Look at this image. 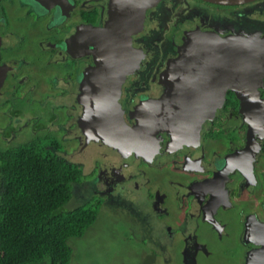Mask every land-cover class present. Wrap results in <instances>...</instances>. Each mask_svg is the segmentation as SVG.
<instances>
[{
	"label": "flooded vegetation",
	"instance_id": "af4514ba",
	"mask_svg": "<svg viewBox=\"0 0 264 264\" xmlns=\"http://www.w3.org/2000/svg\"><path fill=\"white\" fill-rule=\"evenodd\" d=\"M195 29L264 38V0H0V149L32 143L26 130L58 155L84 142L117 150L106 141L127 140L117 134L138 123L140 103L178 56L175 35ZM243 77L220 82L222 104L198 129L160 127L127 167L96 162L77 182L90 181L100 205L143 189V217L160 233L176 224L180 264H205L198 259L222 248L218 264H264V77ZM245 93L253 98L243 104Z\"/></svg>",
	"mask_w": 264,
	"mask_h": 264
},
{
	"label": "trees",
	"instance_id": "16d2710c",
	"mask_svg": "<svg viewBox=\"0 0 264 264\" xmlns=\"http://www.w3.org/2000/svg\"><path fill=\"white\" fill-rule=\"evenodd\" d=\"M81 176L74 162L37 144L0 149V264L69 263L68 239L95 219L84 204L63 209Z\"/></svg>",
	"mask_w": 264,
	"mask_h": 264
},
{
	"label": "water",
	"instance_id": "95a60500",
	"mask_svg": "<svg viewBox=\"0 0 264 264\" xmlns=\"http://www.w3.org/2000/svg\"><path fill=\"white\" fill-rule=\"evenodd\" d=\"M215 1L240 2V0ZM180 42L179 54L168 61L157 89L140 103L136 115L138 123L117 134L122 135V138L126 135L127 140L106 141L112 148L122 149V152L126 150L124 153L127 159L138 154L140 151L138 146L160 127L167 132L180 129L184 134L189 127L198 129L204 120L212 117L216 107L222 104L220 82L224 81L228 87L239 79L238 73L244 76L242 79L249 82L252 78L264 77L263 37L252 35L234 38L218 36L211 32L200 35L195 29L184 33ZM254 64H260L262 68L252 70L250 65ZM258 93L255 92V99L259 98ZM239 95L243 99V104L253 98L252 93ZM257 102L264 105L262 99H258ZM142 132L143 141H137ZM86 145L98 148L101 154L112 151L100 144L92 145L86 142L82 147L86 148Z\"/></svg>",
	"mask_w": 264,
	"mask_h": 264
},
{
	"label": "rangeland",
	"instance_id": "374dc122",
	"mask_svg": "<svg viewBox=\"0 0 264 264\" xmlns=\"http://www.w3.org/2000/svg\"><path fill=\"white\" fill-rule=\"evenodd\" d=\"M175 36V42L179 45L181 33ZM132 49L135 51L139 47L133 43ZM141 59L142 55L139 54L137 61L134 60L133 64L139 66ZM14 106L18 107L21 104L17 102ZM0 123H2V120ZM28 132L25 130L21 139L29 140L32 143L21 144L35 145V139H32L35 137ZM38 146L43 149L40 145ZM86 146V148L81 147L70 155L59 153L71 162H81L85 166L81 169L83 175L89 171L87 167L94 166L96 162L101 165L105 162H114L113 164L116 167H121V169L127 167L131 162V158L127 159L125 155L126 150L123 152L122 149L119 151L113 150L104 155L100 153L98 148L90 145ZM105 149H108V147H105ZM117 154L120 158H117ZM87 177L89 178V176ZM80 183L79 185L78 183L73 184L71 198L63 209H70L78 204H84L95 211V219L86 227L82 235L68 239L67 242L71 248L68 264H180L179 256H176L178 255L176 240L171 242V233L169 232L175 228L176 224H172L169 229L164 226L166 228H163L160 233L157 229L158 225H155V219H145L143 217V212L151 210L150 205L144 199L146 193L143 189L134 188L133 185L127 187L128 192L123 190L114 191L111 193V197L109 196L108 199L101 201L100 205L101 198L92 195L93 188L90 181L86 180V182ZM120 196L123 197L122 200ZM167 220L169 219L164 221ZM156 247L168 249V252L162 253L157 250V254H155ZM222 250L223 248L217 251L213 249V253L210 254L211 257L198 259V262L218 264L222 260Z\"/></svg>",
	"mask_w": 264,
	"mask_h": 264
}]
</instances>
